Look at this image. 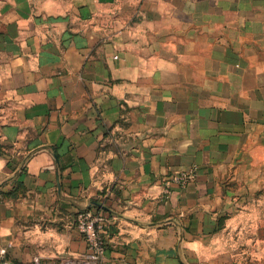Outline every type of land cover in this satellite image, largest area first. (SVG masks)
Returning <instances> with one entry per match:
<instances>
[{
  "label": "crops",
  "instance_id": "0c3cea01",
  "mask_svg": "<svg viewBox=\"0 0 264 264\" xmlns=\"http://www.w3.org/2000/svg\"><path fill=\"white\" fill-rule=\"evenodd\" d=\"M0 195L2 264H264V0H0Z\"/></svg>",
  "mask_w": 264,
  "mask_h": 264
},
{
  "label": "built area",
  "instance_id": "2783aa9c",
  "mask_svg": "<svg viewBox=\"0 0 264 264\" xmlns=\"http://www.w3.org/2000/svg\"><path fill=\"white\" fill-rule=\"evenodd\" d=\"M192 178L193 174L191 173H179L173 175L170 180L182 185ZM110 224V217L104 213L89 210L77 212L74 225L86 243V255L83 258L65 259L58 264H102L105 258V236L109 230ZM3 262L4 255L0 252V264Z\"/></svg>",
  "mask_w": 264,
  "mask_h": 264
}]
</instances>
